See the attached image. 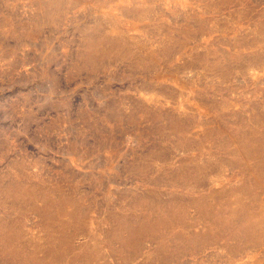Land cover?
Returning a JSON list of instances; mask_svg holds the SVG:
<instances>
[{"label":"rangeland","instance_id":"1","mask_svg":"<svg viewBox=\"0 0 264 264\" xmlns=\"http://www.w3.org/2000/svg\"><path fill=\"white\" fill-rule=\"evenodd\" d=\"M260 118L264 0H0V237L26 264H50L51 235L75 232L73 209L46 219L35 207L70 195L87 209L72 244L92 258L77 252L69 264H264V240L236 236L248 222L201 240L190 234L217 229L190 221L181 238H133L135 254L123 241L136 222L110 217L152 218L137 197L242 187L248 177L221 145L236 152L235 132L264 135ZM189 159L205 168L202 187L161 179ZM251 216L264 220V205Z\"/></svg>","mask_w":264,"mask_h":264},{"label":"bare ground","instance_id":"2","mask_svg":"<svg viewBox=\"0 0 264 264\" xmlns=\"http://www.w3.org/2000/svg\"><path fill=\"white\" fill-rule=\"evenodd\" d=\"M259 121L264 122V118H260ZM235 136L238 139V150L236 152L230 151L232 145L231 141L224 142L221 147L223 150L227 151V153H224L228 158L235 159L234 164L236 167L243 169V175L248 177L242 187H235L234 189H230L225 192L221 190L211 191L207 199L203 195H200L197 198L176 196L175 198H170L168 201H162L159 195L151 197V199H149L150 201H148L146 197H137L132 199V204L136 206L147 203V210L154 215L150 219H137L135 217L131 218L125 216L119 218L116 213H112L110 215L113 221H118L120 219V221L117 222L118 224L123 225L125 220V223H128V225L133 222H136L138 225L137 227H133L131 225L127 227L128 239L127 241H123V247L129 249L131 248L135 251V254H137L140 252L141 247V243L136 242L139 239L148 237L152 239H165V237L170 234L174 235L173 238H181L184 234L188 233L187 230L191 227L188 225L190 221L200 223L208 222L213 228L211 231L217 229L214 231L215 233L212 232L213 235L207 231L197 234L191 233L190 235L193 236L192 238L204 240L203 238H206L207 236L220 237L222 236V233L219 231L221 229L228 228L225 226L226 223L239 220L244 223L248 222V225H243L244 229L241 231L242 234L236 235L237 237H241L247 242H262L264 240V220L260 219L261 221H258L256 217L252 218L251 214L256 209H261L264 205L263 202H260L255 190L256 188H262L264 190V135H259L257 132L249 134L246 131L241 130L235 132ZM214 158L216 157L214 156ZM197 162L198 161L189 159L185 161L184 165H182L178 171L163 172L161 179H167V182L171 187L177 186L182 189H187L193 184L195 186H201V183H203V180L206 179L205 176L207 174L205 173V168L202 166H192ZM156 184L157 183H155V185ZM0 191L4 193L2 189H0ZM7 191L14 195H23V192L27 193L19 187L7 188ZM44 197L46 198L47 196ZM51 203L52 202L50 200H46V204L41 207H35V209L41 211L42 215L45 216L46 219H52L51 212L65 214L68 212H66V207L70 206L73 211L66 214V220L70 225L74 226L75 232L68 235L63 233V235L57 237L54 233L51 235L48 253L50 255V264H69L71 255H74L77 252H80L79 255H81L83 251L85 252V250L87 252L82 259L89 261L92 258L89 254V251L92 250L91 247L88 245H82L79 248H75L72 244L73 237L77 235V232L79 233V228L86 223L84 218L87 217V209H80L81 205L70 195H65V198L63 199L60 197L58 202H56L57 205L52 206ZM189 207H193L195 209V217H191L188 213ZM0 225L1 227L4 226L3 221H0ZM5 227L8 228V225ZM135 237L138 238L137 240L135 239L136 241L133 239ZM0 241L6 246V248L0 249V264H26L25 260L21 259L19 254L22 248L19 246V249H11L13 238L9 235V233H5L4 236L1 235ZM182 247H179L178 250ZM170 249L172 248H170L168 244L162 245L156 250V253L157 255H160L163 252L168 254ZM29 262L30 264L47 263H45V260L36 257H30Z\"/></svg>","mask_w":264,"mask_h":264}]
</instances>
